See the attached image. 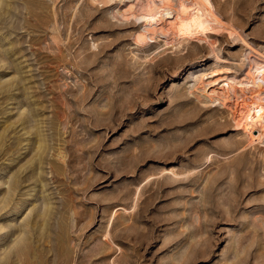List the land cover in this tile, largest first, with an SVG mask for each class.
I'll list each match as a JSON object with an SVG mask.
<instances>
[{"label": "rangeland", "instance_id": "1", "mask_svg": "<svg viewBox=\"0 0 264 264\" xmlns=\"http://www.w3.org/2000/svg\"><path fill=\"white\" fill-rule=\"evenodd\" d=\"M182 1L0 0V264H264V0Z\"/></svg>", "mask_w": 264, "mask_h": 264}, {"label": "bare ground", "instance_id": "2", "mask_svg": "<svg viewBox=\"0 0 264 264\" xmlns=\"http://www.w3.org/2000/svg\"><path fill=\"white\" fill-rule=\"evenodd\" d=\"M173 11L174 9L168 8L166 14H171ZM167 26L172 35L177 39L179 38V40H186L192 37L203 39L208 32L215 29H227L226 27L230 29L228 24L222 23L221 19L216 15V12L213 11L208 0H193L190 3L180 2L173 15V20L169 22ZM230 30L229 33H231ZM228 83H226L225 86L227 89L231 90L232 86H229ZM255 85L256 88L253 90L251 89L248 95L246 94V90L242 89L240 93L235 96V104H239V106L242 105L244 108L238 109L237 106L235 109L233 108V110H235L234 116H236V121L244 127L245 131L247 130L249 136H251L252 129H255V125L257 124H259V129L256 130V133L259 135L264 134V71L257 73V76H255ZM238 100H240V102ZM15 186V182L12 184L9 183L7 189L13 192ZM46 213L47 209L43 211L41 215H46Z\"/></svg>", "mask_w": 264, "mask_h": 264}]
</instances>
